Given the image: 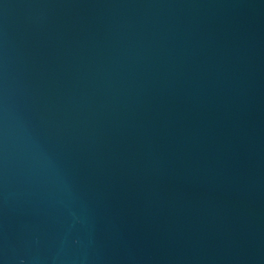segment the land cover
<instances>
[{
  "label": "water",
  "instance_id": "obj_1",
  "mask_svg": "<svg viewBox=\"0 0 264 264\" xmlns=\"http://www.w3.org/2000/svg\"><path fill=\"white\" fill-rule=\"evenodd\" d=\"M0 264H264V0H0Z\"/></svg>",
  "mask_w": 264,
  "mask_h": 264
}]
</instances>
